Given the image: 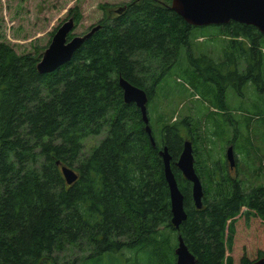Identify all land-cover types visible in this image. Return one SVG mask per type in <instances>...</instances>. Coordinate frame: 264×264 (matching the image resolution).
I'll use <instances>...</instances> for the list:
<instances>
[{
  "label": "trees",
  "instance_id": "16d2710c",
  "mask_svg": "<svg viewBox=\"0 0 264 264\" xmlns=\"http://www.w3.org/2000/svg\"><path fill=\"white\" fill-rule=\"evenodd\" d=\"M170 3L130 0L114 17L102 4L100 29L49 73L37 67L43 51L19 54L0 39V264H85L129 249L136 259L146 253L150 264H175L180 235L195 264H251L264 256V229L257 227L233 251L239 216L264 221V183L243 186L236 156L244 140L252 141L255 126L242 117L243 134L228 99L230 89L244 97L251 87L262 99L252 106L264 108V34L230 21L200 35ZM80 11L71 9L76 26ZM173 69L186 78L198 105L177 118L178 106L159 111L163 119L150 114L152 142L140 109L125 102L120 79L144 89L150 102L160 85H173L166 81ZM204 103L221 112L213 118L222 127L232 126L235 165L208 152L204 177L195 162L204 192L198 208L177 162L188 138L198 152L210 121ZM102 134L87 152L85 139ZM164 147L184 196L187 218L179 229L172 224ZM63 166L76 171L73 183Z\"/></svg>",
  "mask_w": 264,
  "mask_h": 264
},
{
  "label": "rangeland",
  "instance_id": "374dc122",
  "mask_svg": "<svg viewBox=\"0 0 264 264\" xmlns=\"http://www.w3.org/2000/svg\"><path fill=\"white\" fill-rule=\"evenodd\" d=\"M130 0H0V39L8 41L17 51V53L35 52L36 49L41 51L47 48V44L52 39L57 27L62 24L70 15L71 9L79 7L82 18L77 24L74 34H83L91 29L94 25L105 15L101 8L102 4H109L110 8L107 12L111 17L118 14V9L124 8L125 4ZM200 35L208 34L214 31L212 26L195 27V30ZM199 42L202 41V39ZM209 47V46H208ZM193 49L198 52V49L193 45ZM209 49V48H208ZM194 51V52H195ZM218 54L221 50L218 46L216 48ZM185 53V52H184ZM196 53V52H195ZM215 55V51L212 52ZM178 70V71H177ZM173 69L166 81L173 85H160L153 100L148 105V115L163 119L162 115L159 117V111H170L178 106L179 115L173 118L180 117V114H192L193 106L198 105L197 97L192 96V89L189 88L186 78L179 74V69ZM175 71V72H174ZM173 77H178L179 85H175ZM184 84V85H183ZM188 90H187V86ZM252 88L248 87L247 92L243 90L244 97L238 95L234 89L228 91L229 106L231 113L235 120L240 121V129L243 134L247 133L242 117H246V122H250L255 126L253 131L252 141L244 140L245 145L241 147V152L237 154L238 166L241 168V179L243 186L249 190L250 187L264 183V116L259 117L264 108L261 106H252V102L261 103L260 96H253ZM173 93V94H172ZM257 93V92H256ZM172 104V105H171ZM171 105V106H170ZM199 105H202L200 103ZM205 107V119L210 121L203 124L202 138L197 143L198 152L195 155L197 164L203 170V176H207L209 166H211L208 152L212 153L214 159H218L222 164L227 160L226 152L231 145L230 139L234 135L232 126L225 124L223 127L219 119L213 117L222 116L221 112L213 107L210 103L203 104ZM170 106V107H169ZM243 106V107H242ZM208 108V109H206ZM195 123V120H193ZM224 128L225 133L220 134L219 128ZM211 131H208L209 128ZM223 130V129H221ZM214 132H216L214 135ZM104 135L91 136L85 139V150L88 152L95 147ZM207 137L213 138L211 143L206 141ZM209 145V147H208ZM197 151V150H196ZM235 156V155H234ZM235 160V158H234ZM264 229V221L259 217L241 215L236 222V236L234 241L235 246L247 242L246 238H252L255 228ZM76 254V252H75ZM234 254V252H233ZM259 251L252 255V259L258 257ZM132 256V259H130ZM122 257V258H121ZM133 250H127L123 255L119 254H105L104 256L90 259L85 264H150L147 262L148 255L146 253L141 256V259L135 258ZM113 259V260H112ZM80 263V262H79ZM81 264V263H80Z\"/></svg>",
  "mask_w": 264,
  "mask_h": 264
},
{
  "label": "water",
  "instance_id": "95a60500",
  "mask_svg": "<svg viewBox=\"0 0 264 264\" xmlns=\"http://www.w3.org/2000/svg\"><path fill=\"white\" fill-rule=\"evenodd\" d=\"M171 9L181 15L193 26H206L212 24H225L229 21H237L255 26L264 34V0H172ZM123 9V8H121ZM118 9V12H121ZM76 27L74 17H70L57 27L51 43L44 50L37 67L40 73H49L57 70L70 62L75 52L89 39L101 25L93 26L84 35H72ZM120 86L123 90L124 100L127 103H135L142 113L146 123V130L151 135L152 129L148 117V94L147 92L127 81L120 79ZM233 146L228 147L227 156L231 166L235 165ZM165 165V177L169 184L172 224L176 229L187 218L184 208V196L178 186V182L171 168V154L167 147L160 152ZM177 166L193 184V198L198 208L202 207L203 185L200 176L195 169L194 148L191 140H186L184 148L177 162ZM64 176L68 184L77 179V173L73 168L63 166ZM175 264H195L196 257L190 252L181 235L178 237V245L175 249ZM251 264H264V256L256 259Z\"/></svg>",
  "mask_w": 264,
  "mask_h": 264
},
{
  "label": "crops",
  "instance_id": "0c3cea01",
  "mask_svg": "<svg viewBox=\"0 0 264 264\" xmlns=\"http://www.w3.org/2000/svg\"><path fill=\"white\" fill-rule=\"evenodd\" d=\"M171 2H172V0H171ZM170 5H171V3H170ZM181 16V15H180ZM183 18V17H182ZM184 19V18H183ZM185 20V19H184ZM186 21V20H185ZM231 21H233V20H231ZM187 22V21H186ZM230 22V21H229ZM237 22V21H236ZM188 23V22H187ZM189 24V23H188ZM226 24V23H225ZM191 25V24H190ZM219 25H223V24H219ZM219 25H216V24H212V25H206V26H219ZM191 26H193V25H191ZM206 26H193V27H198V28H201V27H206ZM196 32H197V29H196ZM198 33V32H197ZM209 35H212V34H209ZM204 38H206V37H204ZM203 37H201V39L203 40L204 39ZM200 39V38H199Z\"/></svg>",
  "mask_w": 264,
  "mask_h": 264
}]
</instances>
